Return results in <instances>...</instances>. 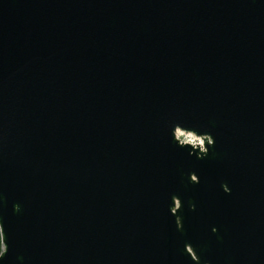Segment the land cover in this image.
Instances as JSON below:
<instances>
[{"label":"water","instance_id":"water-1","mask_svg":"<svg viewBox=\"0 0 264 264\" xmlns=\"http://www.w3.org/2000/svg\"><path fill=\"white\" fill-rule=\"evenodd\" d=\"M0 264H264V0H0Z\"/></svg>","mask_w":264,"mask_h":264},{"label":"built area","instance_id":"built-area-1","mask_svg":"<svg viewBox=\"0 0 264 264\" xmlns=\"http://www.w3.org/2000/svg\"><path fill=\"white\" fill-rule=\"evenodd\" d=\"M178 137L180 139V135H178ZM181 141L185 142V143H191L193 145H202V141L196 137H194V138L191 137V139L189 141H183V140H181Z\"/></svg>","mask_w":264,"mask_h":264},{"label":"rangeland","instance_id":"rangeland-1","mask_svg":"<svg viewBox=\"0 0 264 264\" xmlns=\"http://www.w3.org/2000/svg\"><path fill=\"white\" fill-rule=\"evenodd\" d=\"M178 135H180V139L183 141H189L191 139L190 136H192V135L185 134L184 132H180Z\"/></svg>","mask_w":264,"mask_h":264},{"label":"bare ground","instance_id":"bare-ground-1","mask_svg":"<svg viewBox=\"0 0 264 264\" xmlns=\"http://www.w3.org/2000/svg\"><path fill=\"white\" fill-rule=\"evenodd\" d=\"M190 137H192V136H190ZM192 138H194V137H192Z\"/></svg>","mask_w":264,"mask_h":264}]
</instances>
